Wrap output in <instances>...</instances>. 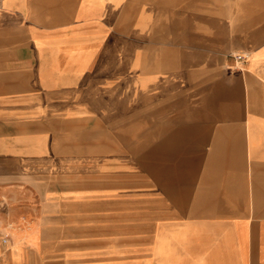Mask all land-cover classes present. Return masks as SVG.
Listing matches in <instances>:
<instances>
[{"label":"crops","instance_id":"0c3cea01","mask_svg":"<svg viewBox=\"0 0 264 264\" xmlns=\"http://www.w3.org/2000/svg\"><path fill=\"white\" fill-rule=\"evenodd\" d=\"M2 230L0 264H264V0H0Z\"/></svg>","mask_w":264,"mask_h":264},{"label":"rangeland","instance_id":"374dc122","mask_svg":"<svg viewBox=\"0 0 264 264\" xmlns=\"http://www.w3.org/2000/svg\"><path fill=\"white\" fill-rule=\"evenodd\" d=\"M11 222H13V220ZM12 226H15V224L13 223ZM8 231H4V230L0 231V241H1V243L5 244V245L11 243L12 236H11V233H9ZM4 238H8L7 242L5 241Z\"/></svg>","mask_w":264,"mask_h":264},{"label":"built area","instance_id":"2783aa9c","mask_svg":"<svg viewBox=\"0 0 264 264\" xmlns=\"http://www.w3.org/2000/svg\"><path fill=\"white\" fill-rule=\"evenodd\" d=\"M234 57H235L236 61L240 62V63H242V62L245 63L247 61V55H245V54L238 53V54H235ZM4 239L7 242L8 238H4Z\"/></svg>","mask_w":264,"mask_h":264}]
</instances>
